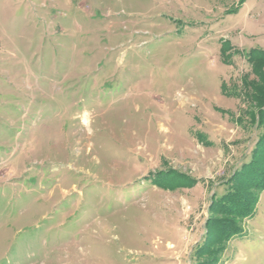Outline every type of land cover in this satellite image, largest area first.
<instances>
[{
  "label": "rangeland",
  "instance_id": "obj_1",
  "mask_svg": "<svg viewBox=\"0 0 264 264\" xmlns=\"http://www.w3.org/2000/svg\"><path fill=\"white\" fill-rule=\"evenodd\" d=\"M263 56L264 0H0V264H264V190L213 207Z\"/></svg>",
  "mask_w": 264,
  "mask_h": 264
},
{
  "label": "trees",
  "instance_id": "obj_2",
  "mask_svg": "<svg viewBox=\"0 0 264 264\" xmlns=\"http://www.w3.org/2000/svg\"><path fill=\"white\" fill-rule=\"evenodd\" d=\"M264 58V56H263ZM264 62V59L258 58V61ZM253 64V63H252ZM259 64V63H258ZM257 97V101L261 102L264 100V79L262 80L261 86L256 88L255 97ZM264 105V104H263ZM262 114V123L260 124V128L258 129V142L252 147L250 155L246 154L243 158L242 164L231 174L232 181L229 185L224 183L223 192L214 195V203L213 207L218 214V216L229 215L230 213L235 214V216H249L253 215L256 212V208L253 209L251 206V201L248 199V196L240 189L239 185H243L246 187L253 186L256 190L260 193L264 190V106L261 109ZM248 155V156H247ZM155 180V179H154ZM158 180V179H156ZM162 184H166V182L162 181ZM258 197V193H257ZM248 203V205H247ZM223 214V215H222ZM255 216V215H254ZM217 219L209 218V223L219 227L220 221H216ZM218 223V224H217ZM222 223V222H221ZM222 230V236L225 234L223 233L224 229ZM240 229L238 228V224H230L227 227V235L228 237L236 234L239 232ZM210 234H207V236ZM209 243L205 244L202 243L197 249L196 252L198 256H200L203 252L208 254L209 252H213L210 249H215L213 246L218 243L214 238L209 239ZM214 244V245H213ZM210 245V246H206ZM223 247L221 246L217 250L213 252L214 255H219L222 252ZM196 264V263H195ZM197 264H208V262L203 261ZM210 264V263H209Z\"/></svg>",
  "mask_w": 264,
  "mask_h": 264
}]
</instances>
